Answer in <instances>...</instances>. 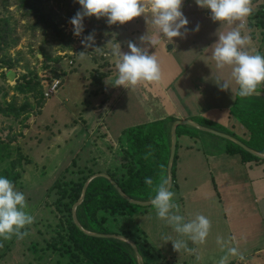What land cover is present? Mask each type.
<instances>
[{"label":"rangeland","instance_id":"1","mask_svg":"<svg viewBox=\"0 0 264 264\" xmlns=\"http://www.w3.org/2000/svg\"><path fill=\"white\" fill-rule=\"evenodd\" d=\"M39 1L42 21H38L33 10L28 6L22 7V0H0V174L6 171L19 174V179L14 184L15 188L24 193L26 210L35 217L34 224L27 229L29 235L23 240H17L15 237L7 241L0 240V264H70L73 261L78 263L64 254V247L59 242L61 235L65 234L63 228L66 226L69 211L60 206L59 202L57 203V200L67 203L68 198H60L61 194L57 192L55 182L60 181L61 184L75 182L90 173L107 175V172H111L118 177L124 176L126 168L123 166L125 162L122 151L125 140L122 132L146 120L140 119V109L135 105L148 108L152 106V99L158 102L160 97H154L151 93L148 100L146 88L141 87V84L135 89L126 88L118 110L110 109L113 114L107 112L104 119H98L96 130L92 131L93 136L86 133L85 130L88 132L86 127L92 123L94 117L91 115V107L86 108L88 106L83 102L87 99L84 88L86 82L96 84L97 75L100 72L107 73L104 90L109 93L114 91L115 95L116 87H113L112 82L109 81H112L111 79L116 75L117 58L114 52L119 46L122 53H127L128 42H133L136 46L146 49L151 55L153 47L157 44L150 45L151 39L155 35L161 41L166 38L157 34V29L152 26L147 13L123 25H109L106 17L100 19L85 17L82 21L84 31L80 36H74L70 20L78 11H82L77 0ZM261 2L262 0H252L253 11L248 17L257 12ZM181 11L187 18L188 24L181 29L182 35L175 38L180 39L183 44H180L179 49L177 48L171 56L175 62L183 63L180 66L182 71L179 79L168 84L166 95L169 93L171 96L169 102L174 98L180 106L185 100L189 103L195 102L194 104L203 110L199 111L195 109L196 107L193 108L194 106L185 108L183 113L191 114L183 119L186 121L187 118H195L194 116H206L207 114L203 112L208 113L211 110L203 102V96L205 93L209 94L205 99L210 101V90L214 85L217 95L220 94L221 98L219 101L214 98L213 102H220L222 108L226 106L227 109L232 102L226 104L227 100L221 88L217 86L216 75L214 76L218 71L215 62L209 59L212 46L222 34L220 29L224 28L226 22L220 23L205 18L204 13L211 15L210 11L200 8L195 0L188 2L183 0ZM248 17L243 22L244 28L241 32L247 30L250 32L249 36L253 43L251 52L258 53L262 49V29L250 23ZM197 26H199L198 31L195 30ZM235 26L226 24L227 29ZM89 34H94L95 42L91 48H85L81 41ZM141 37L145 39L142 40ZM139 39L144 43L138 42ZM193 40L196 41L195 46ZM208 42H211L209 46H207ZM149 46L152 48H148ZM169 46L172 47L171 44ZM169 46L167 49L170 52ZM181 49L186 53L183 54ZM81 52L88 55L82 59L79 56ZM156 56L164 63V68L168 69V78H170L169 71H174V67L169 63L165 64L168 60L160 54ZM9 71L15 75L13 80L5 76ZM219 77H222L221 73ZM55 80H60L61 84L56 91H52ZM19 85L25 86H23L24 92L18 90ZM262 88L264 89V86ZM45 92L49 93L48 97L44 95ZM131 93L133 94L130 95ZM134 95L136 99L132 101L130 96ZM98 105L100 106L97 104L94 108ZM125 105H129L128 114L122 112ZM44 106L46 124H37V120L32 118L38 116ZM62 108L68 109L67 118H62L65 115ZM155 108L163 109L164 105L158 103ZM57 112L60 124H51V114ZM96 112L99 113V110ZM101 115L102 113L99 116ZM155 117L154 113L152 119ZM77 120L79 121L76 125ZM103 126L110 131L103 130ZM228 128L233 130L231 123L228 124ZM239 128L235 127V131L238 133L244 131L240 125ZM201 134L204 137L201 136L198 145L208 151L213 150L211 147L213 143L216 147L224 143L216 136ZM171 191L175 193V202L180 205L176 188ZM210 205L212 211H208L206 217H210L212 221L214 216L218 217V212L214 210L213 202ZM130 216L117 214L109 217L105 224L118 236L127 238L135 245V240L137 241L136 249L141 258L139 264L213 262L214 255L220 254L218 258L224 255L216 243L217 237L222 236L225 240L231 237L227 234L229 232L227 228H224L212 238L211 224L204 244H192L189 241V248L195 251L191 254L185 251L177 253L173 250L171 242L163 243L161 240L163 233L171 234L174 238L176 234L163 221L156 218L152 208ZM220 220H224V215L218 219ZM219 224L221 225L220 222ZM126 233H129V237L124 235ZM229 246L238 247L234 242ZM199 248L210 249L207 252L213 251V255L208 254L201 259L198 255ZM238 249L245 259L241 261L233 257L232 263L264 264L263 244L245 251L240 247ZM183 254L186 255L185 258H180Z\"/></svg>","mask_w":264,"mask_h":264},{"label":"clouds","instance_id":"2","mask_svg":"<svg viewBox=\"0 0 264 264\" xmlns=\"http://www.w3.org/2000/svg\"><path fill=\"white\" fill-rule=\"evenodd\" d=\"M77 2L82 11H78L70 20L74 36H80L84 31L82 21L85 17L97 19L106 17L109 25H123L147 13L152 26L157 29V34L170 41L180 37L181 29L188 24L181 11L183 0H77ZM195 3L200 8L209 10L211 19L215 22H226L230 25L240 22L218 36L217 42L212 46L210 59L215 62L217 70L230 69V81L236 86V95L246 98L257 94L258 86L264 83V55L247 50L250 38L241 34L245 18L253 11L252 0H195ZM195 30L198 31L199 26ZM141 39L144 40L145 37ZM94 42V34H89L81 41L85 48H91ZM127 47L129 50L127 53H122L120 46L114 52L117 62L112 86L126 89L158 82L161 72L156 54L149 55L146 49L136 46L133 42H128ZM87 55L85 52L79 54L82 59ZM217 86L221 90H230L229 81H218ZM150 155L151 151L144 158L148 159ZM144 183L152 193L147 202L154 210L156 218L163 221L176 234L174 238L171 234L163 233L161 235L163 243L171 242L173 250L177 253L185 251L191 254L195 249L189 248V241L192 244L206 242L211 221L200 213L186 220L181 214L180 205L174 200L175 193L170 190L166 176L161 175L158 182L148 177ZM26 209L24 193L18 191L9 179L0 177V240L7 241L13 237L23 240L29 235L27 229L34 224L35 217ZM233 239L217 237L216 243L224 253L217 264H229L232 257L241 261L245 259L238 247L229 246Z\"/></svg>","mask_w":264,"mask_h":264},{"label":"trees","instance_id":"3","mask_svg":"<svg viewBox=\"0 0 264 264\" xmlns=\"http://www.w3.org/2000/svg\"><path fill=\"white\" fill-rule=\"evenodd\" d=\"M30 1L22 0V7L28 6V8L33 10V14L38 21H42L43 15L40 13V1ZM188 1L185 0V2ZM248 18L250 19V23L252 22V24L262 29V49L258 53L264 55V0L259 4L257 12ZM106 77L107 73L100 72L96 77L98 82L96 84L91 83L89 93L97 96L102 92ZM23 86L19 85L18 90L24 92L25 86ZM263 86L264 83L258 86L257 92L264 91ZM230 115L244 129V138L237 137L229 129L206 118L198 117L193 120L201 126L236 138L255 152L264 154V96L252 95L241 98L236 95L234 103L230 108ZM175 121V118L167 117L132 126L122 132L125 140L122 154L126 174L118 177L114 173L107 172L106 174L110 179L98 176L90 181L82 202L75 209L76 218L85 231L101 235H118L106 226L105 223L109 217H114L117 214L132 216L141 210L151 208L150 206L133 203L122 197L112 184V181L117 184L129 199L136 202H147L149 195L152 193L144 183L145 178L151 177L154 182H158L160 176L164 175L168 179L171 127ZM201 133L215 136L191 125H178L176 127V150L172 163L173 187L171 190L177 186L176 164L179 138L182 136L197 138ZM216 137L218 139L221 138L220 140L224 142L220 147L214 146L216 149H220L222 153L239 155L242 162L264 161V159L244 150L233 140L220 136ZM149 151H151V155L148 159H145L144 157ZM95 174L90 173L87 176L80 177L75 182L67 184H61L59 183L60 181L55 182L57 192L61 194L60 198H68V204L62 203V200H57L60 206L69 211L66 226L63 228L65 234L59 238L61 246L64 247V254L78 261V263L73 261L70 264H139L137 255L128 242L113 237H99L86 234L74 222L72 215L73 207L81 198L85 182ZM0 177H5L15 184L19 179V174L6 171L0 174ZM124 235L129 237V233ZM135 243L138 245L136 240ZM143 264L145 263L143 262Z\"/></svg>","mask_w":264,"mask_h":264},{"label":"crops","instance_id":"4","mask_svg":"<svg viewBox=\"0 0 264 264\" xmlns=\"http://www.w3.org/2000/svg\"><path fill=\"white\" fill-rule=\"evenodd\" d=\"M208 14L209 13L207 12L204 13V17L211 19V15ZM226 24L227 23H225L223 29H220L222 30V33H226L227 31L231 30L226 28ZM236 24H239V21L235 22L233 26H235ZM241 34L250 38V43L246 47L247 50L251 52L253 50V43L251 37L249 36L250 32L247 30L246 32H241ZM138 42L144 43L141 39H139ZM154 43L157 44L153 47L151 55L160 54L161 56H163V58L168 60V62H165V64L169 63V65L173 66L174 71H169L171 77L168 78V69L164 68V63L161 61V59H157L161 72L160 80L152 84H141V87L145 86V90L148 92H146V97L148 98V100L151 93L154 94V97H160L158 102H156L155 99H152V106H148V108H143L135 105V107L140 109V119H146L144 123L164 119L167 117H173L176 120H183L186 119V115H191L190 112L186 114L183 113L184 109L190 108L191 106H194L193 108L196 107L195 109L199 111H203L194 104L195 102L189 103L185 100L183 104H181V106L177 103L175 98L170 100L169 102L168 100L171 96L169 95V93L168 95H166L168 84H172L176 79H179L180 73L182 71V68L180 66H182L181 64L183 63L181 62V64H179L175 62V60H172L171 56V54L176 52L177 48L179 49L180 44H183L182 41L175 38H173L172 41L168 39L161 41L160 39H158V36L155 35L151 39L150 45ZM192 43L193 46H195L196 41L193 40ZM169 44H171L172 47H170ZM210 44L211 42H208L207 46H209ZM168 46L170 47V52L167 49ZM148 48L152 47L149 46ZM206 48L207 47H205L204 50H206ZM181 50L183 54L186 53L185 50ZM195 50L196 49H194V51ZM220 73L222 77H219ZM215 75L217 77V81H229V87L231 91L222 90V93H224L223 95L227 100L225 101L226 104L231 102L234 103L237 89L235 84L230 81V69L225 68L224 70H218L217 72H215L214 76ZM111 80L112 81L109 82H112L111 84H113L114 79ZM181 86L184 85L181 84ZM137 87H139V85H137L133 89ZM84 88L87 99H84L83 102L84 104L86 103V106H88L86 108H89V106L91 107V115L94 116L92 123L86 127V129H88V132L86 130L85 132L90 136H93L92 131L96 130L98 119H104L107 112H110V109L117 108L118 110V106L121 103L120 99L125 92V88L116 87L115 95L113 94L114 91L112 93H109L108 91H105L103 89V91L100 92L97 96H93L89 93V89L91 88L90 82H86ZM215 89L216 86H212L210 90V101H206L205 99L209 97V94L205 93V97L203 96V102H205L211 110H209L208 113L203 112L204 114H207L206 116L199 115L198 117L211 120L229 130L230 128H228V124L231 123L233 126V130L231 129L230 131L233 132L237 137L244 138V131H241V133L235 131V127L239 128V125L238 122L232 119L230 115L229 108L233 104L231 103L227 109L226 106L225 108H222L220 102H213L214 98H217V101H219L221 98L220 94L217 95L218 92H216ZM132 94L133 93H131L130 95ZM130 97L129 98L132 99V101L136 99V95ZM158 103L163 104L164 108H155ZM97 104H100V106L98 105L97 108H94ZM116 104H118L117 107L115 106ZM128 108L129 105H125L122 109V112L124 114H128L130 112ZM44 109L45 106L41 108V112L40 114H38V116L32 118L35 121L37 120V124H46L43 114ZM67 110V108L63 109L62 112H64L65 115H63L62 118L68 117ZM97 110H99V113L96 112ZM153 112L156 114V117L154 119H152V117L154 116ZM101 113L102 118L99 116ZM194 117L198 118L196 116ZM195 118L187 119L193 120ZM58 119V112L57 114H51V124H60V120ZM78 121L79 120L75 122L76 125ZM110 128H112V126ZM102 129L110 131V129H106V126H103ZM201 136L204 137V135L202 134L197 138L182 136L178 140L179 146L177 150L176 164V191L177 197L180 200L181 214L185 217L186 220L192 218L197 213L207 216V212L212 211L210 203L213 202L215 208L214 210H217L218 217L214 216V219L212 218L211 221L212 238L219 231L227 228V230L229 231L227 232L228 236L230 235L232 238H234L232 242L240 247L242 251L251 249L255 246L260 247L262 244L264 245V161L242 162L239 155L224 154L220 149H216L214 147V143L213 145H211L213 150L208 151L198 145L200 143V140L202 139ZM180 140H182V142ZM222 214L224 215L225 222H222L224 220L218 221V219L223 217ZM208 218L209 220L211 219L210 217ZM219 222L221 223V225L219 224ZM157 228H159V226ZM170 230L172 231V229ZM151 246L154 247L153 245ZM207 251H210V249L199 248L198 255L201 257V259L208 254L213 255V251L211 253ZM157 253L161 254L158 251ZM219 255L220 254L214 255L213 262H205L204 264H217L218 260L214 259H219ZM185 256L186 255L183 254L180 258H185ZM232 258H230L229 264H234L232 263ZM194 264H196V261L194 262Z\"/></svg>","mask_w":264,"mask_h":264},{"label":"water","instance_id":"5","mask_svg":"<svg viewBox=\"0 0 264 264\" xmlns=\"http://www.w3.org/2000/svg\"><path fill=\"white\" fill-rule=\"evenodd\" d=\"M8 79L10 80H13L14 79V73L13 72H9L8 73ZM254 95H259V96H264V92H257V94H254ZM178 125H191L193 127H196L198 129H200L201 131H204V132H207V133H211L213 135H216V136H220V137H223V138H228V139H231L233 140L235 143H237L238 145H240L244 150H246L247 152L255 155V156H258V157H261V158H264V154H259L257 152H255L254 150L248 148L246 145H244L243 143H241L240 141L226 135V134H223V133H220V132H217V131H214V130H211L209 128H206V127H203L201 125H199L198 123L194 122V121H189V120H186V121H180V120H177L176 122L173 123L172 127H171V150H170V158H169V162H168V180H169V188L171 189L172 187V183H173V177H172V163H173V159H174V155H175V150H176V127ZM98 176H104L108 179H110L107 175H103V174H95L93 176H91L84 184L83 186V189H82V195H81V198L80 200L77 202V204H75V206L73 207V219H74V222L75 224L82 230L84 231L86 234H89V235H93V236H102V237H113V238H118L120 240H123V241H126L128 242L132 248L134 249L136 255H137V260H138V263H140L141 261V258H140V255L138 253V250L136 249V245L132 242V241H129L127 238H124V237H121V236H118V235H101V234H95V233H90L88 231H85L79 224L77 218H76V214H75V209L77 207L78 204H80L84 198V195H85V192H86V189H87V186L88 184L90 183L91 180H93L95 177H98ZM112 184L114 185V187L117 189V191L119 192V194L124 197L125 199H128L129 201L133 202V203H137V204H140V205H143V206H150L148 204V202H136V201H133L131 199H129L124 193L123 191L117 186V184L115 182L112 181Z\"/></svg>","mask_w":264,"mask_h":264},{"label":"built area","instance_id":"6","mask_svg":"<svg viewBox=\"0 0 264 264\" xmlns=\"http://www.w3.org/2000/svg\"><path fill=\"white\" fill-rule=\"evenodd\" d=\"M53 79H55V78H53ZM58 79H60V78H58ZM61 84V81L60 80H55L54 81V83L52 84V88H51V90L52 91H56V89L59 87V85ZM44 95L46 96V97H48L49 96V93H44Z\"/></svg>","mask_w":264,"mask_h":264}]
</instances>
